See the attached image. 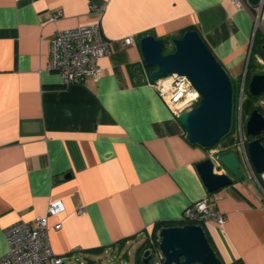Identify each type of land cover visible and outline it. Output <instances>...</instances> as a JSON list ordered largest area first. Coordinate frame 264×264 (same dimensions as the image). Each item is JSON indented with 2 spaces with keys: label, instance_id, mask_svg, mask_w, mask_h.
I'll use <instances>...</instances> for the list:
<instances>
[{
  "label": "crops",
  "instance_id": "crops-1",
  "mask_svg": "<svg viewBox=\"0 0 264 264\" xmlns=\"http://www.w3.org/2000/svg\"><path fill=\"white\" fill-rule=\"evenodd\" d=\"M255 17L230 0H0V258L8 252L5 230L37 217L47 218L63 264H99V249L128 257L131 240L181 222L207 197L226 216L223 227L203 224L222 264H264L259 188L245 172L208 193L196 165L213 149L187 141L147 70H138L143 35L178 38L194 28L238 79ZM94 22L111 42L101 76L65 83L47 69L51 41L57 31ZM126 37L135 44L124 45ZM235 142L231 135L215 149ZM51 202L61 204L56 215L47 214Z\"/></svg>",
  "mask_w": 264,
  "mask_h": 264
},
{
  "label": "water",
  "instance_id": "water-1",
  "mask_svg": "<svg viewBox=\"0 0 264 264\" xmlns=\"http://www.w3.org/2000/svg\"><path fill=\"white\" fill-rule=\"evenodd\" d=\"M173 51L164 53V42L153 35L139 39L138 49L143 64L152 68L149 82L174 75L186 77L199 94L196 106L182 110L176 116L191 144L211 148L230 131L233 112V87L226 70L196 29L185 31L171 41ZM264 57V44L260 46ZM250 55V53H249ZM253 97L264 96V74H253L248 82ZM244 134L253 138L246 143V152L256 174L264 172V116L252 110L244 123ZM217 161L226 170L215 173V163L208 157L196 165L208 193H215L244 177L235 152H216ZM158 248L164 264H222L210 246L200 225L169 226L158 233ZM150 251L143 253L149 264Z\"/></svg>",
  "mask_w": 264,
  "mask_h": 264
},
{
  "label": "built area",
  "instance_id": "built-area-1",
  "mask_svg": "<svg viewBox=\"0 0 264 264\" xmlns=\"http://www.w3.org/2000/svg\"><path fill=\"white\" fill-rule=\"evenodd\" d=\"M237 7H246L256 10L254 32L257 27L258 16L264 10V0H258L253 6L250 0H230ZM60 16L58 13L55 17ZM253 37L250 42V48ZM124 45H134L132 37L123 39ZM111 42L105 39L100 30L99 22L90 23L57 31L50 45V60L47 66L49 71L60 75L65 83H76L84 77L98 80L101 76L99 61L110 53ZM251 50H249L250 53ZM249 53L248 58L249 59ZM262 63V62H261ZM141 65H144L141 63ZM145 66V65H144ZM144 70V67L142 68ZM147 81H149L147 77ZM158 94L165 105L177 116L182 110H189L196 106L199 94L184 76H172L154 83ZM243 86L240 92L239 106L236 117L235 134L238 138L236 148L243 173H247L260 190L264 199V172L256 176L251 167L246 152V135L244 134V122L241 116ZM216 152L211 151L210 157L215 163V173H224L225 170L217 161ZM207 197L188 206L182 216L184 222H197L205 224L213 220L220 227L226 222V216L212 211ZM61 210L59 202H51L47 208L48 215H56ZM59 229L60 225L54 226ZM8 245V252L0 258V264H63V258L53 253L48 240V223L46 217H37L29 222H18L9 226L4 232ZM151 259L149 264H164V258L158 248V239L149 238Z\"/></svg>",
  "mask_w": 264,
  "mask_h": 264
},
{
  "label": "trees",
  "instance_id": "trees-1",
  "mask_svg": "<svg viewBox=\"0 0 264 264\" xmlns=\"http://www.w3.org/2000/svg\"><path fill=\"white\" fill-rule=\"evenodd\" d=\"M250 2H251V4L253 5V6H255V5H257V3H258V0H250ZM191 29H194V28H190V29H187V30H191ZM186 30V31H187ZM185 32V31H184ZM183 32V33H184ZM143 36H146V35H143ZM142 36V37H143ZM172 39H174V37H171V36H169V37H165V38H163V39H161V40H163V42H164V53H169V52H172L173 51V46H172V44H171V41H172ZM262 44H264V41L263 40H260L259 38H258V33H257V31L255 32V34H254V39H253V46H252V50H251V54H250V57H249V60H248V64H247V68H246V74H245V76H244V87H243V91L245 92V94L247 95V101L246 102H243L242 101V104H244V112H245V114L247 115H245L246 117H248V115L251 113V111L252 110H254V109H256L259 113H261L263 116H264V106L263 105H259V104H257L256 105V101H261V100H264V96L263 97H253V96H251L250 94H249V92H248V88H247V85H248V82H249V80H250V77H251V75H253V74H264L263 72H254V70H251V67H252V64H251V61H252V57H253V55H259V56H262L263 57V55H262V53H261V49H260V46L262 45ZM170 47V48H169ZM255 59V58H254ZM255 62H256V59H255ZM144 67V70L142 69ZM138 70H140V71H142L143 73H145L146 72V70H147V73H148V75L150 74V72L153 70L152 68H148V67H146V66H144V65H139L138 66ZM151 84H154V83H151ZM232 87H233V112H232V125H231V129H230V131H229V133L224 137V138H222L220 141H222L223 139H225V138H227V137H229V136H231L233 133H234V131H235V115H234V111H235V101H236V92H237V90H236V87H235V85L233 84V82H232ZM239 91V90H238ZM243 111H242V113H244ZM236 114V113H235ZM264 136V135H263ZM253 138H250V137H247V141H249V140H252ZM219 141V142H220ZM218 142V143H219ZM218 143L217 144H215L213 147H211V148H203L204 150H211V149H214L217 145H218ZM193 145H196V144H193ZM228 152V150H226V151H224V152H222V154L223 153H227ZM257 175V174H256ZM243 179V178H242ZM242 179H239V180H242ZM186 224H195V225H200L202 228H203V225L202 224H200V223H197V222H184V221H181V222H178V223H159V224H156L155 225V231L152 233V236L151 237H149V238H153L155 241H157V239H158V233H159V231L162 229V228H165V227H169V226H183V225H186ZM204 233H205V231H204ZM205 236H206V238H207V240H208V242H209V244H210V246H211V243H210V240H209V238L207 237V235H206V233H205ZM149 238H145L144 239V241H143V243H141L138 247H137V249H136V251H135V253H134V257H133V262H134V264H144V260H143V253H144V251H146V250H148V248H149ZM132 239H134V238H132ZM131 240V239H130ZM124 242L125 241H122V242H120L119 244H120V246L121 245H123L124 244ZM212 247V246H211ZM101 251L102 250H98V251H96L97 252V254H99V253H101ZM124 257H127L126 256V254H124L123 255ZM99 264H103L102 262H99Z\"/></svg>",
  "mask_w": 264,
  "mask_h": 264
},
{
  "label": "rangeland",
  "instance_id": "rangeland-1",
  "mask_svg": "<svg viewBox=\"0 0 264 264\" xmlns=\"http://www.w3.org/2000/svg\"><path fill=\"white\" fill-rule=\"evenodd\" d=\"M256 31L258 33V38L260 40L264 41V11L261 12L260 15L258 16ZM254 58L256 59V62H255ZM251 64H252L251 70H254V72H263L264 73V57L259 56V55H256V56L253 55ZM244 76H245V73L243 71V73L241 74V77L238 78V79H236L234 77L233 78L230 77L231 82H233V84L235 85L236 90H237V92H236V101H235L236 102L235 103V111H234L235 118L237 117L239 99H240V92L242 90V84H243ZM242 101L243 102L247 101V95L245 94L244 91H243V94H242ZM257 104L264 106V100L256 101V105ZM242 111L244 112V104H242ZM244 114H245V112H244ZM235 127H236V119H235ZM232 135H234V137H236V141H238V138H237V136L235 134V131H234V133ZM235 144H236V142H235ZM235 144L228 149V152H230V151L235 152L237 157H238V159L240 160ZM215 148L213 149V152H217L218 154H222V152L226 151V150H219V149H215ZM256 176L259 177V174H257ZM144 239H145L144 237H139V238H136V239L131 240L129 242V244L127 245V248H126V250L129 252L128 253V257H124L123 258L122 252L114 251V252H108V253L101 252V253L97 254L98 256H96L94 258H95V260H101L103 264H134L133 261H132L133 260L132 259L133 254L135 253L137 247L141 243H143ZM83 260L84 259H81V261H83ZM71 263L72 264H79V262H71ZM65 264H69L67 260L65 261Z\"/></svg>",
  "mask_w": 264,
  "mask_h": 264
},
{
  "label": "flooded vegetation",
  "instance_id": "flooded-vegetation-1",
  "mask_svg": "<svg viewBox=\"0 0 264 264\" xmlns=\"http://www.w3.org/2000/svg\"><path fill=\"white\" fill-rule=\"evenodd\" d=\"M256 32V31H255ZM254 32V34H255ZM253 39H254V35H252ZM252 46H253V42H252V45H251V48L249 50H252ZM250 54H251V51H250ZM250 57V56H249ZM249 60V59H248ZM248 60L246 62V68H247V64H248ZM244 73L246 74V69L244 71ZM243 83H244V80H243ZM241 116H242V119L243 121H246L247 117L244 115V113H242V107H241ZM245 123V122H244ZM247 138V137H246Z\"/></svg>",
  "mask_w": 264,
  "mask_h": 264
},
{
  "label": "bare ground",
  "instance_id": "bare-ground-1",
  "mask_svg": "<svg viewBox=\"0 0 264 264\" xmlns=\"http://www.w3.org/2000/svg\"><path fill=\"white\" fill-rule=\"evenodd\" d=\"M169 79V78H168Z\"/></svg>",
  "mask_w": 264,
  "mask_h": 264
}]
</instances>
